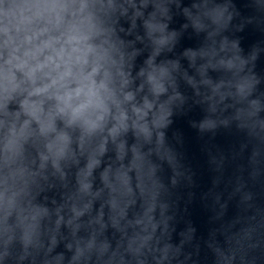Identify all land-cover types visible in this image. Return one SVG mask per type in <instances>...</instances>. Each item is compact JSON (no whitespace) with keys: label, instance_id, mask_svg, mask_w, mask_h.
Returning <instances> with one entry per match:
<instances>
[{"label":"clouds","instance_id":"obj_1","mask_svg":"<svg viewBox=\"0 0 264 264\" xmlns=\"http://www.w3.org/2000/svg\"><path fill=\"white\" fill-rule=\"evenodd\" d=\"M0 264H264V0H0Z\"/></svg>","mask_w":264,"mask_h":264},{"label":"water","instance_id":"obj_2","mask_svg":"<svg viewBox=\"0 0 264 264\" xmlns=\"http://www.w3.org/2000/svg\"><path fill=\"white\" fill-rule=\"evenodd\" d=\"M175 127L179 128L185 136L186 140V149L188 151V154L190 158L192 159V162L195 165L203 164L204 160V155L201 152V141L198 140V138L195 135V130L191 129L186 122L184 121L183 118H180L179 120L176 121ZM214 142L218 145L221 146H226L228 142V136L226 133H218L217 136L214 138ZM199 213V209L194 206L193 208V214H194V219Z\"/></svg>","mask_w":264,"mask_h":264}]
</instances>
